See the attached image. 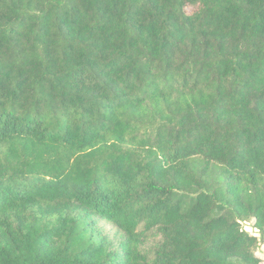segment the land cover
<instances>
[{"label":"trees","instance_id":"obj_1","mask_svg":"<svg viewBox=\"0 0 264 264\" xmlns=\"http://www.w3.org/2000/svg\"><path fill=\"white\" fill-rule=\"evenodd\" d=\"M263 242L264 0H0V264Z\"/></svg>","mask_w":264,"mask_h":264},{"label":"rangeland","instance_id":"obj_2","mask_svg":"<svg viewBox=\"0 0 264 264\" xmlns=\"http://www.w3.org/2000/svg\"><path fill=\"white\" fill-rule=\"evenodd\" d=\"M101 226L104 229V232L106 235L110 236V238H116L117 231L109 224L102 223ZM244 229L249 232L251 235H254L258 238H260L259 232L254 229L253 222L251 223H243ZM257 256L261 259L262 264H264V242L263 245L260 247Z\"/></svg>","mask_w":264,"mask_h":264}]
</instances>
